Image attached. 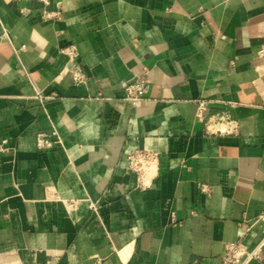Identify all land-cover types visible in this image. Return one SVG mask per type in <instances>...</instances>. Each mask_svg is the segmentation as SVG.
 Wrapping results in <instances>:
<instances>
[{
	"label": "crops",
	"instance_id": "0c3cea01",
	"mask_svg": "<svg viewBox=\"0 0 264 264\" xmlns=\"http://www.w3.org/2000/svg\"><path fill=\"white\" fill-rule=\"evenodd\" d=\"M47 8L59 15L0 0V264H220L264 213V0ZM70 44L85 82L66 71ZM139 75L134 105L124 82ZM221 111L236 133L207 130ZM41 131L59 141L39 149ZM135 148L157 153L146 186ZM263 239L261 221L245 242Z\"/></svg>",
	"mask_w": 264,
	"mask_h": 264
},
{
	"label": "built area",
	"instance_id": "2783aa9c",
	"mask_svg": "<svg viewBox=\"0 0 264 264\" xmlns=\"http://www.w3.org/2000/svg\"><path fill=\"white\" fill-rule=\"evenodd\" d=\"M23 1V0H11ZM44 5L43 16L52 18L59 15V11H50L48 6L55 0H37ZM62 52L67 56L69 66L66 69L71 74L76 83H82L86 80V74L78 62L79 51L75 44H70L62 48ZM259 57H264V37L257 50ZM150 81L147 76L139 75L135 79L124 82L126 99L134 105H138L149 91ZM207 109L206 100H200L198 111L204 115ZM207 130L216 134H229L238 131V121L234 119L228 111H221L207 119ZM56 134V133H53ZM59 140H54L45 132H38L36 135L37 147L41 150L48 149ZM10 145L8 139L0 140V157L9 151ZM157 165V153L147 149L135 148L127 156L128 168L139 176L142 186L148 183L147 178L153 175ZM264 222V213L257 219L247 222L246 230L233 241L225 244L224 251L221 255L220 264H248L252 260L264 262V239L255 247L251 248L245 242V237L250 229L259 222Z\"/></svg>",
	"mask_w": 264,
	"mask_h": 264
}]
</instances>
